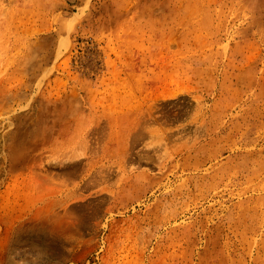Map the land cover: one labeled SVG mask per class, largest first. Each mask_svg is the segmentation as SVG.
Here are the masks:
<instances>
[{"label": "rangeland", "instance_id": "374dc122", "mask_svg": "<svg viewBox=\"0 0 264 264\" xmlns=\"http://www.w3.org/2000/svg\"><path fill=\"white\" fill-rule=\"evenodd\" d=\"M0 264H264V0H0Z\"/></svg>", "mask_w": 264, "mask_h": 264}]
</instances>
